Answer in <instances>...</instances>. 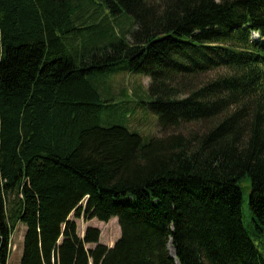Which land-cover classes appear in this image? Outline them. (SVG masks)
<instances>
[{"label":"trees","instance_id":"1","mask_svg":"<svg viewBox=\"0 0 264 264\" xmlns=\"http://www.w3.org/2000/svg\"><path fill=\"white\" fill-rule=\"evenodd\" d=\"M19 224L20 264H264V0H0V264Z\"/></svg>","mask_w":264,"mask_h":264},{"label":"rangeland","instance_id":"2","mask_svg":"<svg viewBox=\"0 0 264 264\" xmlns=\"http://www.w3.org/2000/svg\"><path fill=\"white\" fill-rule=\"evenodd\" d=\"M112 86L115 91L125 88L128 92H132L135 87L142 88L145 91L149 86V78L146 76H140L135 72L121 69L113 78ZM136 116V119L131 121L132 129L137 130L144 137L158 135L159 129L157 127V122L152 115L144 117L143 114L138 111ZM241 186L243 195L242 219L245 229L249 232L252 224L251 212L248 204L251 186L248 180L241 182ZM69 219L73 220V216L71 215ZM74 221L77 225V235L80 238L83 237L84 232L88 227L98 228L100 230L99 243L104 244L107 247H113L114 243L120 238V227L116 218H113L108 222H101L97 219H85L84 217L74 219ZM24 231L25 227L21 224L17 225L13 231L10 238V254L7 264H20L23 250L22 238ZM94 247V244L85 245L86 249H93Z\"/></svg>","mask_w":264,"mask_h":264},{"label":"bare ground","instance_id":"3","mask_svg":"<svg viewBox=\"0 0 264 264\" xmlns=\"http://www.w3.org/2000/svg\"><path fill=\"white\" fill-rule=\"evenodd\" d=\"M168 246H169V248H168V249L170 250V253H172V254L174 255V250H173V248H172V245H171V243H169V245H168Z\"/></svg>","mask_w":264,"mask_h":264},{"label":"water","instance_id":"4","mask_svg":"<svg viewBox=\"0 0 264 264\" xmlns=\"http://www.w3.org/2000/svg\"><path fill=\"white\" fill-rule=\"evenodd\" d=\"M170 255L172 256V257H174L175 256V253H174V255L172 254V253H170ZM176 264H178V262L176 261Z\"/></svg>","mask_w":264,"mask_h":264}]
</instances>
